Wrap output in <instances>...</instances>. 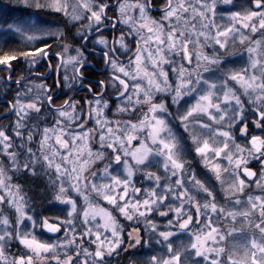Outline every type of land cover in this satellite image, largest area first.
I'll list each match as a JSON object with an SVG mask.
<instances>
[{
	"label": "snow or ice",
	"instance_id": "6c2138e0",
	"mask_svg": "<svg viewBox=\"0 0 264 264\" xmlns=\"http://www.w3.org/2000/svg\"><path fill=\"white\" fill-rule=\"evenodd\" d=\"M97 7L104 13L92 10L97 21L111 12L114 27L125 23L138 37L131 64L116 69L119 101L105 112L98 99L71 135L44 128L38 152L29 136L25 174L51 172L55 211L37 213L36 194L13 182L10 141L20 133L0 132V264H104L133 232L139 245L158 237L161 250L147 264H264V0H100ZM10 14L0 4V16ZM16 61L0 56V68ZM173 105L175 125L166 118ZM177 141L188 142L202 169L186 174ZM139 219L143 229L129 227ZM10 241L19 249L11 261Z\"/></svg>",
	"mask_w": 264,
	"mask_h": 264
},
{
	"label": "clouds",
	"instance_id": "9594fccd",
	"mask_svg": "<svg viewBox=\"0 0 264 264\" xmlns=\"http://www.w3.org/2000/svg\"><path fill=\"white\" fill-rule=\"evenodd\" d=\"M5 3L22 6L25 11L0 16V56L17 57L14 65L6 64L0 68V132L10 130L13 136L20 133L18 139L10 141L14 155L8 161L9 174L26 193L36 194L34 209L43 213L52 206L47 195V177L51 172L40 167L35 173L29 168L25 174L24 165L32 162L26 151L29 136L33 137V151L38 152L39 137L44 128L61 127L71 135L79 130L80 124L87 123V112L98 99L104 101L105 112L112 109V101H119L118 82L114 79L118 75L116 69L131 64L138 37L125 23L114 27L115 20L109 19L111 12L103 22L91 16L94 8L104 15L97 7L100 0H5ZM104 3L116 5L117 0H104ZM131 12L129 5V15ZM119 18L120 14L117 15ZM9 25H17L19 30L10 29ZM43 44L47 45L45 52L27 54L29 49ZM172 113L166 118L175 125V105ZM234 136L239 133L234 132ZM242 141L241 136L237 142ZM2 142L3 137H0ZM209 142L219 143L220 140L210 136ZM45 150L51 153L49 147ZM175 150L183 156L186 174L203 168L200 156L187 141H177ZM247 158L249 164L255 165L252 156ZM5 166L4 150H0V168ZM228 171L232 169L229 167ZM138 179L145 178L140 176ZM137 224L141 229L145 227L142 219L132 221L129 227ZM139 235V232H133L131 237L123 240L121 248L110 253L104 264H147L149 253L161 250V244H157L158 237L152 233L144 237L143 245H139L135 242ZM15 243L9 242V261L19 250Z\"/></svg>",
	"mask_w": 264,
	"mask_h": 264
},
{
	"label": "rangeland",
	"instance_id": "374dc122",
	"mask_svg": "<svg viewBox=\"0 0 264 264\" xmlns=\"http://www.w3.org/2000/svg\"><path fill=\"white\" fill-rule=\"evenodd\" d=\"M7 8L11 9V14L12 13H16V12H21V11H25V9L22 6H17V5H8Z\"/></svg>",
	"mask_w": 264,
	"mask_h": 264
},
{
	"label": "trees",
	"instance_id": "16d2710c",
	"mask_svg": "<svg viewBox=\"0 0 264 264\" xmlns=\"http://www.w3.org/2000/svg\"><path fill=\"white\" fill-rule=\"evenodd\" d=\"M0 4H5V6L7 7L8 5H11V4H6L5 3V0H0ZM24 11V10H23Z\"/></svg>",
	"mask_w": 264,
	"mask_h": 264
},
{
	"label": "flooded vegetation",
	"instance_id": "af4514ba",
	"mask_svg": "<svg viewBox=\"0 0 264 264\" xmlns=\"http://www.w3.org/2000/svg\"><path fill=\"white\" fill-rule=\"evenodd\" d=\"M48 210H49V211H55V208L52 207V206H50V207L48 208Z\"/></svg>",
	"mask_w": 264,
	"mask_h": 264
}]
</instances>
